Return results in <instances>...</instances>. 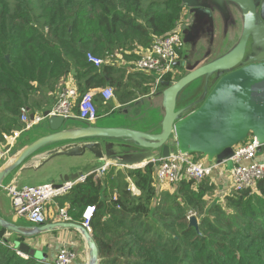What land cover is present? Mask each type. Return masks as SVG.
<instances>
[{
	"label": "trees",
	"instance_id": "trees-1",
	"mask_svg": "<svg viewBox=\"0 0 264 264\" xmlns=\"http://www.w3.org/2000/svg\"><path fill=\"white\" fill-rule=\"evenodd\" d=\"M185 12L180 0H0V150L24 129L21 113L40 108L32 96L53 93L68 78L78 94L110 87L122 106L148 96L154 78L133 64ZM88 54L103 64L95 67ZM94 104L97 117L108 113L98 96ZM155 172L152 163L124 172L109 167L57 200L79 224L94 207L88 226L100 264H264V181L210 201L209 177L159 186ZM4 240L0 231V264H47L24 259L16 242Z\"/></svg>",
	"mask_w": 264,
	"mask_h": 264
},
{
	"label": "water",
	"instance_id": "water-1",
	"mask_svg": "<svg viewBox=\"0 0 264 264\" xmlns=\"http://www.w3.org/2000/svg\"><path fill=\"white\" fill-rule=\"evenodd\" d=\"M180 2L186 11L181 59L174 65L180 78L94 121L44 111L42 120L23 132L39 136L10 149L1 163L0 195L10 197L7 188L21 189L44 177V184L59 188L111 166L157 167L159 159L176 152L200 155L208 164L225 162L231 171L235 148L249 138L258 144L257 154H264V0ZM189 223L197 227L194 217ZM0 231L21 239L17 253L37 261L27 241L73 231L84 244L87 264H100L90 229L79 223L19 225L0 216Z\"/></svg>",
	"mask_w": 264,
	"mask_h": 264
},
{
	"label": "built area",
	"instance_id": "built-area-1",
	"mask_svg": "<svg viewBox=\"0 0 264 264\" xmlns=\"http://www.w3.org/2000/svg\"><path fill=\"white\" fill-rule=\"evenodd\" d=\"M184 20L166 36L154 39L150 48L140 51L138 59L133 64V70L147 73L153 76L154 81L149 95L154 94L164 77L167 74L176 76V67L174 65L181 59V36L180 30L184 25ZM88 62L95 67H100L103 61L92 55H87ZM172 83V82H169ZM98 98L103 104H108L114 100L115 95L110 87L103 88L98 92H86L78 94L72 87H64L60 90L55 105L49 110V116H59L64 118L75 117L84 121H94L97 119V108L94 104V98ZM32 122L26 112H22L19 118L25 126L23 131L28 130L32 125L39 123L41 117L34 116ZM18 132L13 136L6 138L5 148L0 150V165L10 150ZM258 144L254 141L240 144L235 148L234 155L231 158L233 168L230 171L232 181V192H241L252 189L259 181H264V162L257 160ZM225 166V162L220 165L214 163L203 164L195 162L191 156L182 155L176 152L167 158L158 160L155 178L159 186L175 185L180 179L185 178L200 183L205 178L212 175L213 171L219 167ZM106 169H101L96 174H101ZM86 177H82L76 183H66L59 188L52 185L26 186L21 189L7 188L11 199V205L14 215L18 218H24L31 225H42L46 223L45 208L52 205L57 208V200L66 196L75 185L83 183ZM129 189L133 194H137L136 189L131 184ZM59 221L71 222L66 214L65 208H57ZM94 213V207H88L82 218L83 227L89 229V220ZM43 263V262H42ZM47 264H86L77 261L76 254L66 248H61L56 257Z\"/></svg>",
	"mask_w": 264,
	"mask_h": 264
},
{
	"label": "crops",
	"instance_id": "crops-1",
	"mask_svg": "<svg viewBox=\"0 0 264 264\" xmlns=\"http://www.w3.org/2000/svg\"><path fill=\"white\" fill-rule=\"evenodd\" d=\"M62 86L63 87L60 86L59 88H57L53 93L47 91L45 93L32 96L31 101L35 100L40 102V108H36L34 110L35 114H32V112L28 110L29 118L31 114L37 117H41L43 116L44 111H49L50 109H52V107L56 103L60 90L63 89L64 87H72L76 89L74 80L72 78H68L64 83H62ZM160 90L156 91L155 93L159 92ZM142 98H139L127 105L133 104ZM127 105H123V106L120 105L115 95L114 100L108 103L107 106L109 108L108 113L101 117H97V119L109 117L110 115H112L113 113H115L116 111L122 109ZM23 132L24 131L22 130L17 133L16 138L14 139V140L17 139V141L15 144L12 143L10 149H13L14 147H22L25 144L29 143L33 139V137L36 138L37 136H39L38 134L34 133L33 135H28L27 137ZM199 160L203 164H208L207 159L202 156L199 157ZM257 160L260 162H264V154H257ZM125 170L126 169H123L122 172H124ZM13 177L14 175L7 180L6 186L10 184V181L12 180ZM46 179L47 177H44L41 180L33 181L35 183L34 186L44 184ZM126 181L129 183V185H131V181L129 179H126ZM209 182L211 185L214 186L212 195L208 197L210 201H214V200L221 201V199L225 195L231 192L232 181L230 177V171H228L225 166L219 167L218 169L213 171L212 175L209 177ZM0 216L6 220H10L19 225H31L24 218H18L14 215L11 205V199L5 194L0 195ZM45 216H46V224L55 223L59 221L58 209L55 206L47 205L45 208ZM4 237L6 239H12L13 243L22 242V240L19 239L18 237H14L7 233L4 234ZM27 243L30 245L31 249H33L35 252L38 253L40 257L38 261L40 262L50 263L56 257V254L61 248H66L76 254L78 262L87 264V253L84 248V244L81 238L79 237V235L73 231H59L52 234L43 235L39 238L29 240L27 241Z\"/></svg>",
	"mask_w": 264,
	"mask_h": 264
},
{
	"label": "rangeland",
	"instance_id": "rangeland-1",
	"mask_svg": "<svg viewBox=\"0 0 264 264\" xmlns=\"http://www.w3.org/2000/svg\"><path fill=\"white\" fill-rule=\"evenodd\" d=\"M185 15H186V14H185ZM185 18H186V17H184V19H183V20H184V21H183L184 23H185ZM220 47H221V44H219L217 48H220ZM176 72H177V74H179L180 76L182 75V71L179 70L178 68L176 69ZM15 141H17V139L14 140L13 144L16 143ZM199 157H200V156H198V155H197V156H194V157L191 156V159H192L193 161H195V162H200V163H202V162L199 160ZM37 179H39V178H37ZM24 184H26V185H28V186H34L35 183L32 182V181H30V182H28V184H27V183H24ZM4 234H5V233H4ZM4 238H5V237H4Z\"/></svg>",
	"mask_w": 264,
	"mask_h": 264
},
{
	"label": "flooded vegetation",
	"instance_id": "flooded-vegetation-1",
	"mask_svg": "<svg viewBox=\"0 0 264 264\" xmlns=\"http://www.w3.org/2000/svg\"><path fill=\"white\" fill-rule=\"evenodd\" d=\"M180 70V69H179Z\"/></svg>",
	"mask_w": 264,
	"mask_h": 264
}]
</instances>
